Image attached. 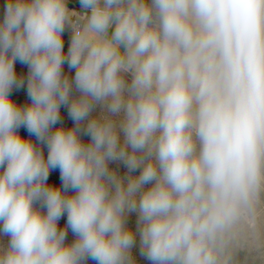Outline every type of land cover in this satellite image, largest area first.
Instances as JSON below:
<instances>
[{"label": "clouds", "instance_id": "obj_1", "mask_svg": "<svg viewBox=\"0 0 264 264\" xmlns=\"http://www.w3.org/2000/svg\"><path fill=\"white\" fill-rule=\"evenodd\" d=\"M80 3L90 14L67 0H9L0 22V232L10 237L0 264H135L129 212L152 264L264 255V0ZM16 60L29 66L27 107L9 96L23 86ZM65 62L80 93L70 103ZM97 104L104 112L89 118ZM61 105L75 127L53 132ZM21 126L47 143L46 160ZM112 160L142 171L119 177ZM54 168L75 195L47 185ZM65 212L72 244L57 226Z\"/></svg>", "mask_w": 264, "mask_h": 264}, {"label": "rangeland", "instance_id": "obj_2", "mask_svg": "<svg viewBox=\"0 0 264 264\" xmlns=\"http://www.w3.org/2000/svg\"><path fill=\"white\" fill-rule=\"evenodd\" d=\"M9 2V0H0V22H3L4 16H5V10L6 5ZM73 0H67V7L70 11H75L77 13H83L85 11H81L78 8H76L73 5ZM89 13V12H88ZM90 14V13H89ZM75 20L76 18L73 17ZM111 32V30H110ZM72 29L70 26L65 27L64 32L62 33V41H63V52L64 55L67 57L68 50L70 48L71 44V38H72ZM14 69L16 72L17 79L23 80V86L22 87H16L13 86L9 96L12 102H14L19 107H27L31 104V99L28 95L27 90V81H28V75H29V66L27 64L21 63L19 60H16L14 64ZM62 73L64 76H66L70 81L73 82L69 103L72 99L78 98L80 96V93L76 90L75 84H74V78H75V69L70 68L68 63L65 62L62 65ZM125 80L126 82H131V74H125ZM104 112L103 105L97 104L93 111L90 113L89 118H97L101 115V113ZM59 116L60 119L58 122L52 126L51 131H55L56 129L63 128L65 130H70L75 127V121L71 118L69 115V106L68 105H61L59 110ZM113 119L119 121L122 119V116L113 117ZM87 120H85L81 128L86 127ZM18 134L21 136V138L25 140H30L33 145L42 151L44 159H47L49 148L47 146L46 142H42L37 139V137L33 134H30L25 126H21L17 129ZM120 135V143L123 144L124 141V134L123 132L119 133ZM79 138L82 143L85 145L91 143V137L90 135L86 134L85 132H81L79 134ZM131 151V149H128ZM6 167V165H5ZM108 168L110 171L115 172L119 177H127L128 175L132 176H139L142 169H136L134 172L129 173L127 166L124 164L121 160H112L108 162ZM0 171H3V169H0ZM127 181L125 180V183ZM47 185L50 187L58 188L66 196H73L75 195V190L69 188L66 192L64 191L63 182L61 180V173L59 168L50 169L49 176L47 179ZM152 185L148 184L145 185V189L150 188ZM34 207L39 209L42 213L46 214V208H43L39 202H37ZM126 227L131 230L135 235V244L131 249V255L135 262V264H152L151 261L146 259L145 256L141 255V247H140V235L138 232V213L137 212H129L126 215ZM58 229H66V240L65 244H72L76 240L75 234L72 232L71 228L68 227L67 223V213L65 212L60 219L57 222ZM3 225L0 223V229H2ZM10 241V237L8 235L3 234L0 232V248L6 249ZM264 252V249L261 250ZM84 264H96V261L91 260L90 258L87 259ZM247 264H264V255L258 256L257 253L253 252L252 255L249 257Z\"/></svg>", "mask_w": 264, "mask_h": 264}, {"label": "trees", "instance_id": "obj_3", "mask_svg": "<svg viewBox=\"0 0 264 264\" xmlns=\"http://www.w3.org/2000/svg\"><path fill=\"white\" fill-rule=\"evenodd\" d=\"M72 3H73V5H74L76 8H78L79 10H81V11H87V12L90 13V9L85 10V9L82 8V5H81V3H80V0H73Z\"/></svg>", "mask_w": 264, "mask_h": 264}]
</instances>
